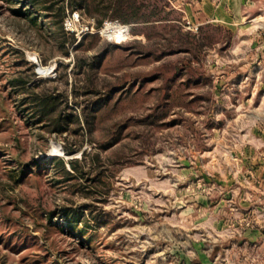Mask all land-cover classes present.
I'll use <instances>...</instances> for the list:
<instances>
[{"label": "rangeland", "instance_id": "rangeland-1", "mask_svg": "<svg viewBox=\"0 0 264 264\" xmlns=\"http://www.w3.org/2000/svg\"><path fill=\"white\" fill-rule=\"evenodd\" d=\"M216 1L100 7L113 19L98 28L69 0H0V264H264V0H238L224 10L232 20L212 22ZM60 7L74 45L57 34ZM101 56L82 74L79 60ZM32 73V88L77 113L76 94L90 111L108 99L92 133L35 124L15 82ZM84 152L101 157L88 179L60 183L52 158Z\"/></svg>", "mask_w": 264, "mask_h": 264}, {"label": "trees", "instance_id": "trees-1", "mask_svg": "<svg viewBox=\"0 0 264 264\" xmlns=\"http://www.w3.org/2000/svg\"><path fill=\"white\" fill-rule=\"evenodd\" d=\"M32 5H43L45 0H28ZM59 2H63V0H59ZM70 7L72 10L78 9L84 15L92 17L96 20V25L98 28L102 27L103 23L107 20L113 19L110 17L107 12L100 10V7L104 9L112 8L115 12L121 11H129L133 10L134 14H137L140 11L141 3L139 0H113L110 6L105 7L100 4L98 0H69ZM51 11L55 12L54 5L49 6ZM102 13V14H101ZM63 16L64 10L60 7V9L56 12L55 18L57 19V34L62 42V45H66V43L70 45H74L76 43V39L74 37L68 38V33L65 32L63 26ZM125 22H129L127 18L124 16L119 18ZM132 23L139 24H150L154 23V20H140L134 19ZM146 26H156V25H146ZM203 28H201L202 30ZM182 35L188 38H198L199 42L202 44L203 38L201 39L198 35H193L190 32L182 33ZM95 38V37H91ZM85 38L78 44L82 45L84 43ZM102 59L98 57L93 62H89L87 58L78 61V66L81 68L82 74L86 76H90V72H94L96 74L99 63ZM89 67V69H88ZM36 74L32 73L28 78L23 79L21 77H16L15 82L22 91V95L25 96L23 101L27 103V106L30 108L32 117L35 124L43 123L47 128V132L50 135H63V134H75L78 135L80 131L86 128L90 133H92L93 128L96 123V114L95 111L108 104V99L99 100L95 103L94 110L90 111V106L85 105L84 102L78 100V95H75V100H73V104L76 107L81 106L82 112L77 113L75 110L71 109L68 106V98L62 95H57L52 93L49 90H37V84L34 88L30 86V84L35 80ZM92 88L89 86L87 90H85L84 94L87 95L91 93ZM86 102V101H85ZM69 112H66L69 110ZM76 127L75 130H71V126ZM82 150V144H80L76 148H66L67 155H72L76 152ZM101 157L99 154L94 156H89L85 152L83 153V160L80 161L78 158L66 160L61 157L52 158L51 162L54 165L56 170H59L62 178H59L60 183H65L69 180H73L75 178H86V164L94 165L97 161H100ZM91 161V163L89 162ZM92 182H101V174H99L98 178L91 180ZM80 211L78 209L71 210L68 215L70 217V222H83L86 216V211L90 210V206L88 204L84 205Z\"/></svg>", "mask_w": 264, "mask_h": 264}, {"label": "crops", "instance_id": "crops-1", "mask_svg": "<svg viewBox=\"0 0 264 264\" xmlns=\"http://www.w3.org/2000/svg\"><path fill=\"white\" fill-rule=\"evenodd\" d=\"M238 0H217L213 7H216V10L212 8L211 20L212 22H223L232 20V14L224 13L226 7L229 9L236 8ZM222 13V15H220ZM223 17V18H222Z\"/></svg>", "mask_w": 264, "mask_h": 264}, {"label": "built area", "instance_id": "built-area-1", "mask_svg": "<svg viewBox=\"0 0 264 264\" xmlns=\"http://www.w3.org/2000/svg\"><path fill=\"white\" fill-rule=\"evenodd\" d=\"M79 21H80V14L78 12H73L72 15L69 17V19L66 21V28L68 30L73 31L72 27H74L75 23ZM91 30H94V28L92 27ZM87 31H89V27H87Z\"/></svg>", "mask_w": 264, "mask_h": 264}, {"label": "bare ground", "instance_id": "bare-ground-1", "mask_svg": "<svg viewBox=\"0 0 264 264\" xmlns=\"http://www.w3.org/2000/svg\"><path fill=\"white\" fill-rule=\"evenodd\" d=\"M111 24H113V25H117V23H111ZM127 27V31H129V27L128 26H126ZM119 29L118 28H113V27H108L107 29H106V31L108 32L109 31V33H114V32H116V31H118ZM128 33V32H127ZM55 152H58L57 150H55V151H53V152H51L50 153V155L53 157L54 155H55ZM57 155V154H56Z\"/></svg>", "mask_w": 264, "mask_h": 264}]
</instances>
